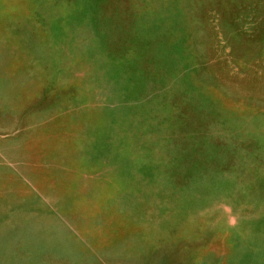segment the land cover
Listing matches in <instances>:
<instances>
[{"label": "rangeland", "instance_id": "obj_1", "mask_svg": "<svg viewBox=\"0 0 264 264\" xmlns=\"http://www.w3.org/2000/svg\"><path fill=\"white\" fill-rule=\"evenodd\" d=\"M0 264H264V0H0Z\"/></svg>", "mask_w": 264, "mask_h": 264}]
</instances>
